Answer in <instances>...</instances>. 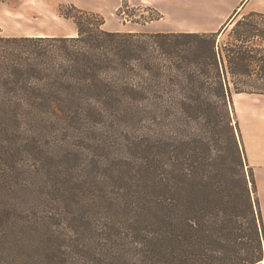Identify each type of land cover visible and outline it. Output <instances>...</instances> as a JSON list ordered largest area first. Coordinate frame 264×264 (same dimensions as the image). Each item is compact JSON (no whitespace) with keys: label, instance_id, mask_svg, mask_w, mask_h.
Listing matches in <instances>:
<instances>
[{"label":"trees","instance_id":"1","mask_svg":"<svg viewBox=\"0 0 264 264\" xmlns=\"http://www.w3.org/2000/svg\"><path fill=\"white\" fill-rule=\"evenodd\" d=\"M57 14L76 34L0 33V264H261L228 104L264 95V12L209 33L110 31L73 3ZM99 125L102 207H73L74 132Z\"/></svg>","mask_w":264,"mask_h":264},{"label":"rangeland","instance_id":"2","mask_svg":"<svg viewBox=\"0 0 264 264\" xmlns=\"http://www.w3.org/2000/svg\"><path fill=\"white\" fill-rule=\"evenodd\" d=\"M158 0H0V33L1 35L27 34H76V26L70 19L60 17L58 5L73 3L78 8L98 13L104 17L103 28L110 31L149 32L162 29L164 20L162 14L155 7ZM264 7V6H263ZM245 11L234 16L230 29L235 20L241 18ZM179 29V28H178ZM226 41L228 33L218 37ZM181 47V52L184 50ZM157 51L154 52V56ZM168 58L175 56L166 55ZM168 94L181 97L182 91L173 87ZM231 124L234 127L239 148L242 153L243 169L252 188L249 174L255 180V191L251 193L256 199L258 207H264V143L260 145L259 157L248 159L245 147V136L248 133L264 131V95L239 93L232 95L228 104ZM171 117H169L168 122ZM118 129L133 131L135 123L132 119L123 117ZM96 127V126H95ZM248 132V133H247ZM74 148L81 151L80 158L74 160V205L73 207H102V168L94 165V155L101 153L95 149L96 143H102V125L94 128L85 127L83 131L74 132ZM261 144V143H260ZM262 148V149H261ZM262 157V158H261ZM250 162L253 163L250 164ZM254 166L259 172L261 180V204L259 196V179L256 178ZM79 186H82L80 188ZM264 246V245H263ZM264 257V251H263ZM261 264H264L261 262Z\"/></svg>","mask_w":264,"mask_h":264},{"label":"crops","instance_id":"3","mask_svg":"<svg viewBox=\"0 0 264 264\" xmlns=\"http://www.w3.org/2000/svg\"><path fill=\"white\" fill-rule=\"evenodd\" d=\"M263 6L264 0H158L154 7L161 12V18L165 23L162 29L153 32H217L235 12H264ZM221 35L222 33L219 34V36ZM244 142L246 150H248V159L259 157L260 145L264 143V131L248 133L245 136ZM262 157H264V154ZM250 164L253 165L252 162ZM254 170L256 178L259 179V198L261 204L262 179L259 176L260 173L257 172L256 166H254ZM260 209L264 228V207H260Z\"/></svg>","mask_w":264,"mask_h":264},{"label":"bare ground","instance_id":"4","mask_svg":"<svg viewBox=\"0 0 264 264\" xmlns=\"http://www.w3.org/2000/svg\"><path fill=\"white\" fill-rule=\"evenodd\" d=\"M262 262L264 263V257H263V260H262Z\"/></svg>","mask_w":264,"mask_h":264}]
</instances>
